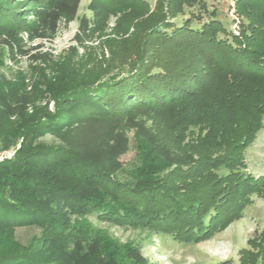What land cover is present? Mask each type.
<instances>
[{
	"label": "trees",
	"instance_id": "obj_1",
	"mask_svg": "<svg viewBox=\"0 0 264 264\" xmlns=\"http://www.w3.org/2000/svg\"><path fill=\"white\" fill-rule=\"evenodd\" d=\"M97 1L106 6L120 0ZM235 5L239 34L228 30L203 2L200 8L208 11L207 18L170 25L162 35L169 45L189 50L191 59L184 54L165 61L143 58L112 78L84 82L73 92L76 104L64 115L71 124L129 117L135 109L166 113L181 108L182 115L168 121L174 137L160 134L154 123L131 118L142 155L138 169L165 171L163 179L151 182L143 177L129 185L98 158L64 144L33 146L31 138L21 143L14 157L0 162V247L16 227L37 224L44 231L43 239L30 248H2L0 264H78L79 243L96 246L100 258L90 264H131L125 245L72 217L96 215L117 225L156 226L181 243H198L242 217L254 194H264V173L248 171L245 156L264 120V89L254 84L264 83V0H236ZM79 6L80 0H26L18 6L0 0V47H6L13 59L22 55L32 62L49 60L47 52H31L19 38V13L34 11L38 18L31 33L52 41L60 19L75 17ZM91 23L83 15L73 39L82 43ZM256 92L259 98L251 99ZM61 123L51 129L57 130ZM184 125L203 126L206 133L180 145ZM151 165L159 166L148 170ZM260 235L257 248H252L250 237L249 246L239 250L241 264H264V231Z\"/></svg>",
	"mask_w": 264,
	"mask_h": 264
},
{
	"label": "rangeland",
	"instance_id": "obj_2",
	"mask_svg": "<svg viewBox=\"0 0 264 264\" xmlns=\"http://www.w3.org/2000/svg\"><path fill=\"white\" fill-rule=\"evenodd\" d=\"M11 1L15 6L26 4V0ZM203 2L208 11H216V16L228 30L239 34L241 21L236 11V0H188L184 3L181 0H120L106 6L97 0H80L75 17L63 16L60 19L52 41L35 38L31 33V25L38 18L34 11L20 12L19 38L31 52H47L50 59L32 62L22 55L13 59L6 47H0V132L7 134L5 137L0 135V162L14 157L21 143L31 138L33 146L40 143L45 147L64 144L78 149L84 156L98 158L115 178L129 185L141 182L143 177L151 179V182L163 179L165 171L160 174L143 173L138 169L142 155L131 118L154 123L160 134L174 137L176 135L171 132L168 121H173L179 113L182 115L181 108L178 107V111L172 107L166 113L155 109H135L129 117L80 119V123L73 124L70 119L66 121L64 115H68L76 104L73 103V92L84 82L96 83L112 78L128 69L129 63L143 58L150 62L165 61L184 54L191 59L189 50L182 51L181 47L169 45L162 35L165 27L170 25L188 20L196 24L207 18L205 14L208 11L204 13L200 8ZM33 6L40 10L37 4ZM83 15L92 23L89 36L79 43L73 38ZM219 34L226 37L224 33ZM254 84L264 89L263 82ZM258 93L252 94L251 99L257 98ZM242 109L239 106L240 115ZM56 122L63 123L57 130L51 129ZM43 125L47 129H42ZM204 133L206 129L203 126L184 125L180 129L179 144L191 142ZM245 156L248 171L264 173V120L257 136L247 146ZM158 166L151 165L148 170ZM252 198L242 217L216 232L211 239L198 243H181L168 231L163 232L156 226L135 228L117 225L96 215H87L83 219L73 216L72 220L78 219L85 225L97 227L125 245L129 251L126 260L131 264H222L225 260H229L228 264H241L239 250L249 246L250 237H253L252 248H257L260 234L264 231V194H254ZM43 232V227L37 224L16 227L13 234L4 239L2 248L10 249L17 245L30 248L43 239ZM95 247L79 243L75 249L77 263L90 264L96 257L100 258Z\"/></svg>",
	"mask_w": 264,
	"mask_h": 264
}]
</instances>
